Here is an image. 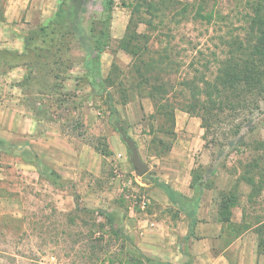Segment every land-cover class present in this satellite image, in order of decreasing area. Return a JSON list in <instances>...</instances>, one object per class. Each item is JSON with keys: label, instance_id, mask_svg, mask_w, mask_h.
<instances>
[{"label": "rangeland", "instance_id": "1", "mask_svg": "<svg viewBox=\"0 0 264 264\" xmlns=\"http://www.w3.org/2000/svg\"><path fill=\"white\" fill-rule=\"evenodd\" d=\"M104 1L88 0L86 12L80 15V26L95 47L92 56L71 25L63 21L48 29V36L54 38L53 46L48 42L44 43L48 46H43L40 36L34 37L33 43L39 49L27 57L35 70H41L42 76L38 73L39 80L33 81L38 83L34 91L39 90L38 85L43 86L42 78L48 77L50 84L63 85L67 76L62 74L56 82L52 74L63 69L69 72L70 68L75 71L77 89L66 91L68 97L59 96L61 91L54 88L49 96H40L39 100L28 98L27 105L41 119L61 120L64 133L78 137L91 148L105 150L108 154L102 155L101 173L91 174L84 183L65 181L42 164V175L33 182L30 175L22 176L9 169L13 167L9 165L10 154L0 151V197L19 200L21 210L17 217L0 210V264H90L77 254L85 248L86 241L74 242L75 234L86 235L92 228L97 236L104 237V242L111 241L109 254L113 264H132L127 256L123 257L131 251L130 245L126 244L123 251V240L111 233L105 214L99 210L112 214L116 229L132 237L153 261L145 264H206L208 243L202 233L206 232L207 213L216 209L219 214L221 197L232 194L237 206L228 210L231 222L223 224L218 247L227 246L248 228L256 227L257 234L264 235V88L255 96V104L239 115L231 117L225 113L210 121L208 132L201 118L177 110L176 125L173 134H169L170 121L157 116L147 87L138 85L139 78L130 69L132 55L121 45L133 21L128 35L135 32L149 37L139 41L146 57L156 56L155 52L170 43L177 61L183 62V76L193 77L194 69L202 70L207 62L209 70L204 71L214 73L216 62L212 54L223 56L220 37L227 34L224 25L228 31L244 36L243 23L236 20L242 19L246 11L245 1L115 0L109 25L105 21ZM64 2L71 0H62L59 8ZM3 6L4 0H0V16ZM230 20L235 23L233 28ZM108 32L109 46L100 54L96 37ZM48 49L61 55L59 65L47 58ZM183 76L174 74L173 80L179 83ZM62 99L65 103H61ZM86 102L90 103L85 105ZM110 104L118 110L122 128L137 142L152 177L181 185L191 181L192 190L184 196L183 205L161 203L158 199L166 193L160 189L155 195L148 178L136 175L127 146L111 125ZM83 107L90 109L87 115L92 120L91 127L83 123ZM77 121L80 126L75 124ZM158 140L163 143L155 142ZM171 144V151L166 153V146ZM77 206L93 213L80 212L77 224H71L68 215L75 214ZM9 209L14 211L15 205ZM55 239L61 244H55ZM261 251L264 254V245Z\"/></svg>", "mask_w": 264, "mask_h": 264}, {"label": "trees", "instance_id": "2", "mask_svg": "<svg viewBox=\"0 0 264 264\" xmlns=\"http://www.w3.org/2000/svg\"><path fill=\"white\" fill-rule=\"evenodd\" d=\"M169 1L173 2V0ZM244 1L246 5L244 8L246 11L242 14V19L236 20L239 23L240 21L243 23L242 31L244 32V36H238L231 32L232 30L228 31V27L224 25V27L227 28V34L220 37V47H223L224 50L223 56L220 58L217 56V53L212 54L214 61L216 62V70L214 73L210 74L207 71H204L209 70L210 62H207L205 64L206 66L203 65L202 70L194 69L193 77H189L190 74L183 76L181 73L183 62L177 61L173 52L174 48H171L170 43L166 45L164 50L155 52L156 56L146 57L145 52H142V47L140 46L139 41L143 37H149L135 32L128 35V30L133 22L130 21L129 26L127 27V34H125L121 45L123 49L127 50L132 55L133 62L130 69H132L134 74L137 75V78H139L138 85L147 87L148 96L154 104L157 116L164 117L170 121L171 129L170 131L168 129L167 133L173 134L176 125L177 110H182L190 115L201 118L203 128L208 132L211 126L210 121L222 118L225 113H228L231 117L239 115L241 110L244 108L247 109L250 104H255V96L260 94V91L262 93V89L264 88V0ZM87 2L88 0H71L69 3L64 2L62 5L63 7L61 6L58 9L56 17L50 23L40 26L37 30L30 33L26 40L27 54H24V57L27 58L29 56L28 54H31V57L34 56L35 50L39 49V45L33 43L34 37L40 36L43 46L46 45L44 43L47 42L50 46H53L54 38L48 36V29L52 27L55 22L60 23L63 21H67L71 25L72 30L77 35L80 43L85 48V51L92 56L93 51H95L92 38L88 37L80 26V15L86 12ZM114 8L115 0L104 1L105 21L108 25L111 23ZM212 16V14L209 16L210 21ZM234 24L235 23L230 20L232 28L235 26ZM222 28L223 27H220V29ZM110 39L111 36L109 32L96 37L95 44L98 53L102 54L107 49ZM2 56L9 57V67H11L10 62L19 58L15 53L0 51V60ZM47 58H49V60L55 65H59L61 62V55L53 53L50 49L47 51ZM27 65H29L30 71L28 78L23 82V85L27 88V92L32 95V97H27V101L30 100L28 98L39 100L38 97L40 96H49L54 88H58L61 91V93H58L59 96L68 97V94L62 90L63 85L56 83L50 84L48 77L42 78L43 86L38 85L40 87L39 90L36 89V91H34L33 87L38 83H34L33 81H36V78L39 80L40 76H38V73L41 75V70H35L29 59ZM65 70L66 69H63V71H58L56 74H52L55 81L59 80ZM174 74L183 76L179 83H176V81L173 80ZM61 103H65V101L62 99ZM109 111L112 116L111 125L119 133V130L123 129L120 124V114L113 104H110ZM75 124L80 126L79 121ZM155 142L163 143L161 140ZM93 148L103 156L108 154L105 150L102 151L98 146H93ZM171 148L172 144L166 146V153L170 152ZM0 151L7 155L10 154L12 157H21L25 162L35 165L39 169V174L42 175L40 172L42 163H40L38 156L32 151H19L17 150V147L10 146L1 140ZM51 173L58 179H61V177L52 169ZM144 177H147L149 182L155 188L162 189L172 204L183 205L185 199L184 196L177 194L169 184L158 177H152L150 173L146 174ZM236 200L237 199L233 194L229 197H221L219 221L223 224L231 222L228 216L230 215L228 210L231 209L230 207L237 206ZM83 211L93 213L92 211L77 206L75 214L72 213L71 215H68L70 223L77 224L76 222L79 219L78 216H80L78 214ZM99 213L101 215L105 214L104 216L111 228V233L123 240L121 245L123 251L126 250V244L130 245L131 251H126V254L123 257L127 256L132 264L153 262L137 247L132 237L126 234L123 230L116 229V226L114 225L115 220L112 214L104 213L102 210H99ZM226 213L228 214L226 215ZM80 220L85 225L88 224L86 220ZM241 234H237L233 240ZM258 235L259 250L262 252L261 249L264 245V235L262 232H258ZM53 236L57 238L59 235ZM75 236L77 239L74 244H77L82 240L86 241V244L84 245L85 248L82 246L83 250L77 253L81 260L89 262L90 264H113L115 262L109 254L112 247L111 241L108 240L104 242V237L97 236L93 228L90 229V233L86 235L82 232L81 234H75ZM59 241V239H55L54 242L55 244H61ZM72 250L76 251L74 248H72Z\"/></svg>", "mask_w": 264, "mask_h": 264}, {"label": "crops", "instance_id": "3", "mask_svg": "<svg viewBox=\"0 0 264 264\" xmlns=\"http://www.w3.org/2000/svg\"><path fill=\"white\" fill-rule=\"evenodd\" d=\"M61 1L4 0L3 12L0 16V51L15 53L20 59L10 62L11 67L8 66L9 57L2 56L0 60V140L17 147L19 151H32L38 156L40 163L55 171L62 180L84 183L91 174L97 176L101 173L102 155L78 137L64 133L61 120L49 121L36 116L27 105V97L32 95L23 85L30 71L28 60L24 57V54H27L26 40L31 32L47 25L56 17ZM80 70L82 73H87L85 68ZM62 74L67 76L63 81L62 90L69 92L77 89L75 71L70 68L69 72L64 71ZM72 83L75 84L74 87ZM86 103L85 105H88L90 102ZM88 110L90 109L83 107L82 120L91 127L92 120L88 119ZM11 160L9 165L13 167L9 169H15L22 176L30 175L33 182L40 179L35 165L25 162L18 156H11ZM164 182L182 196L190 194L192 190L189 180L183 185L175 181ZM218 189L223 190L222 187ZM160 191L159 188H155L153 193L158 195ZM158 200L165 205L171 203L167 195L161 196ZM11 204L15 205L14 211L9 209ZM19 205V200L14 197H0V210L12 217L21 215ZM198 214L196 215L199 216ZM207 214L204 222L206 232L204 235L202 233L208 243L205 251L206 264H264V254L259 250V235L255 230L256 227L249 228L227 246L222 245L220 248L218 243L223 236V223L219 221L216 209L213 213ZM214 248L218 251L214 252ZM193 264L199 262L195 261Z\"/></svg>", "mask_w": 264, "mask_h": 264}, {"label": "water", "instance_id": "4", "mask_svg": "<svg viewBox=\"0 0 264 264\" xmlns=\"http://www.w3.org/2000/svg\"><path fill=\"white\" fill-rule=\"evenodd\" d=\"M119 134L123 142L126 144L128 153H129V161L138 177H144L149 171V165L143 161L139 147L137 142L130 137L123 129L119 130Z\"/></svg>", "mask_w": 264, "mask_h": 264}]
</instances>
